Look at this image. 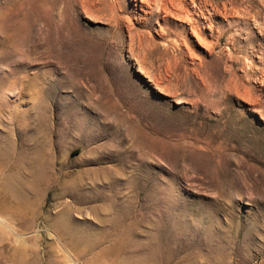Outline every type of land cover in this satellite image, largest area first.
<instances>
[{
	"label": "rangeland",
	"instance_id": "obj_1",
	"mask_svg": "<svg viewBox=\"0 0 264 264\" xmlns=\"http://www.w3.org/2000/svg\"><path fill=\"white\" fill-rule=\"evenodd\" d=\"M213 1L247 23L177 55L111 0H0V264H264V0Z\"/></svg>",
	"mask_w": 264,
	"mask_h": 264
},
{
	"label": "bare ground",
	"instance_id": "obj_2",
	"mask_svg": "<svg viewBox=\"0 0 264 264\" xmlns=\"http://www.w3.org/2000/svg\"><path fill=\"white\" fill-rule=\"evenodd\" d=\"M84 5L87 3V0H82ZM126 1L127 0H111V12L113 13L108 19L110 21H112V25L115 28H121V23L122 22H127L128 23V30L130 31V37H131V41L134 42V44H136V42L139 44V46L143 47L142 45L143 42H145L143 39V34L146 33V37L148 36L149 39L151 40V42L155 43V40L152 38V30H153V25L158 24L159 28L157 30H159V35H161L162 37H167V35L170 34H179L180 36H183L182 40L184 42V44L187 46V50L183 49L182 47L180 48L178 45V47L175 49V51L179 52L177 53V55H179L180 53L184 54L185 52H191V45L192 44H196V40L194 41V39L190 38L189 36L190 33H192V35H195L197 41L204 46L205 48H207V50L209 51L210 55H213L214 49L220 44V40L221 38H223V34H224V30L222 23H220L218 21V18L220 16H225L229 14V9L228 6L226 5V3L218 4L215 3L213 0H191V2H189L188 0H141V4L140 7L146 12V16L145 17V26L148 27V30L146 28L147 31H141V33H137V32H133L134 28H133V23L132 22V15L129 13L130 10L127 9L126 7ZM107 2V0H106ZM108 3V2H107ZM87 6L89 7V2L87 3ZM97 3H92L91 4V8L92 9H96L99 11V9L96 8ZM234 7V6H233ZM232 7V8H233ZM237 7L233 8L234 12L232 15H230V17H232V19L235 21H232V23L236 24V25H240V22H243L244 24L247 23L244 22L243 20V16H245L244 14H240L237 10H235ZM263 8V7H262ZM87 10V9H86ZM231 10V9H230ZM259 11V10H258ZM263 11V9L261 10ZM238 12V13H237ZM260 12V11H259ZM125 13V14H123ZM259 14V13H258ZM263 15V13H260ZM97 16V15H96ZM259 16V15H258ZM257 16V17H258ZM256 17V18H257ZM177 18V19H176ZM260 18L263 19V22H260L259 27L261 29V31L264 34V17L261 16ZM143 19V18H142ZM230 19V18H229ZM262 19H258L259 21H262ZM175 20H179L178 23H173L175 22ZM227 20V19H226ZM246 20V19H245ZM257 20V19H256ZM173 21V22H172ZM143 22V20H142ZM157 22V23H156ZM230 23V22H229ZM231 24V23H230ZM233 25V24H232ZM230 25V26H232ZM235 25V26H236ZM144 26V25H143ZM208 29L210 31H208ZM156 30V29H155ZM230 30V29H229ZM191 31V32H190ZM226 31V30H225ZM228 31V30H227ZM143 32V33H142ZM154 32V31H153ZM226 34V33H225ZM234 35V34H232ZM231 35V36H232ZM208 36H212L213 40L208 39ZM147 37V38H148ZM230 37V35H229ZM234 36H232L231 38H233ZM169 38V37H168ZM165 39V38H164ZM230 39V38H229ZM234 39V38H233ZM236 39V38H235ZM146 40V39H145ZM149 40V41H150ZM148 42V41H147ZM164 41L162 40V43ZM170 42V41H169ZM234 42V40H233ZM131 44V43H130ZM137 44V45H138ZM150 44V43H149ZM166 44V43H165ZM175 44V43H174ZM172 44V45H174ZM198 44V43H197ZM133 45V44H132ZM152 45V44H151ZM150 45V46H151ZM169 45V44H168ZM167 45V47H168ZM138 46V47H139ZM145 46V45H144ZM147 46V45H146ZM149 46V45H148ZM153 46V45H152ZM151 46V47H152ZM155 46V45H154ZM159 46V45H158ZM134 47V46H133ZM132 49H135L133 48ZM170 47V46H169ZM145 48V47H144ZM147 49H149L148 47H146ZM145 48V50H146ZM138 49V48H137ZM139 49H141L139 47ZM152 49V48H151ZM150 49V50H151ZM165 49H167L165 47ZM144 50V49H143ZM142 50V51H143ZM145 50L143 51V53L145 52ZM168 50V49H167ZM195 50V49H194ZM261 50V58L259 57L258 61L259 63H261L263 67V70H259L260 68H258L262 74V80L264 82V46L260 45L259 49ZM134 51V50H133ZM140 51V50H139ZM148 51V50H147ZM146 51V52H147ZM141 53V52H140ZM146 53H144L145 55ZM153 54V53H152ZM198 54V53H197ZM143 55V56H144ZM186 55V54H185ZM188 55V54H187ZM192 55V54H191ZM196 55V54H195ZM176 56V55H175ZM189 56V55H188ZM231 56V55H230ZM192 57V56H191ZM178 58V57H177ZM193 58V57H192ZM232 58V57H231ZM176 59V58H175ZM141 60L140 58L138 59V61ZM143 60V59H142ZM178 61V60H177ZM229 61V60H228ZM140 63H142L141 61H139ZM175 62V61H174ZM251 62V61H250ZM206 64V61L201 60L199 61V64L196 69L194 68L195 71H201L203 69H201V67H203ZM143 65V64H142ZM233 65V61L232 64H230L229 69L231 68V66ZM250 65V63H249ZM252 67H255L254 62H251ZM143 67V66H142ZM247 67V66H246ZM250 67V66H249ZM259 67V66H258ZM169 68V67H168ZM176 68H178L176 66ZM206 68V67H205ZM209 68V67H208ZM141 69V68H139ZM144 69V68H143ZM172 69V68H171ZM170 69V70H171ZM233 70V68H231ZM193 70V71H194ZM208 70V69H207ZM235 70V69H234ZM246 70V69H245ZM244 70V71H245ZM254 70V69H253ZM257 70V69H256ZM255 70V71H256ZM147 71V70H145ZM169 71V70H168ZM197 71V72H198ZM209 71V70H208ZM236 71V70H235ZM234 71V72H235ZM171 72V71H170ZM211 72V71H210ZM232 72V71H231ZM247 72V71H246ZM251 72V71H250ZM249 72V73H250ZM253 72V71H252ZM248 73V72H247ZM198 75H201V72L198 73ZM259 75V74H258ZM210 78V77H209ZM216 79V78H214ZM202 81V80H201ZM217 81V80H216ZM210 82V81H209ZM207 82V83H209ZM216 83V82H215ZM172 84V83H171ZM182 85V84H181ZM204 85V83H203ZM168 86V85H167ZM196 86V85H195ZM210 86V84H209ZM208 86V88H209ZM190 87V86H189ZM190 91V90H189ZM211 91V90H210ZM247 91V90H246ZM248 92V91H247ZM241 93L239 91V89L236 91V94ZM198 94V93H195ZM245 94V93H244ZM97 96V95H96ZM243 96V95H242ZM250 96V95H249ZM252 97V96H251ZM245 98V97H244ZM201 99H203V101L205 102V104H202V101H200ZM207 99V97H206ZM205 98H195L196 100V105L197 107H203L205 109V112H209L211 111L210 108L213 107L211 106V104L209 103V101L207 102ZM251 100V99H250ZM199 101V102H198ZM199 110V109H198ZM218 114L222 115L223 111L220 109L218 110ZM38 157L42 159V157H40V154H38ZM39 159H37L36 163L37 164H41V162Z\"/></svg>",
	"mask_w": 264,
	"mask_h": 264
}]
</instances>
